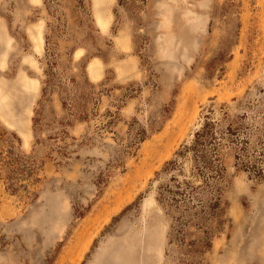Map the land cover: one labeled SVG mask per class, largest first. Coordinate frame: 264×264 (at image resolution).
I'll use <instances>...</instances> for the list:
<instances>
[{
    "label": "rangeland",
    "instance_id": "obj_1",
    "mask_svg": "<svg viewBox=\"0 0 264 264\" xmlns=\"http://www.w3.org/2000/svg\"><path fill=\"white\" fill-rule=\"evenodd\" d=\"M0 44V264H264V0H0Z\"/></svg>",
    "mask_w": 264,
    "mask_h": 264
},
{
    "label": "crops",
    "instance_id": "obj_2",
    "mask_svg": "<svg viewBox=\"0 0 264 264\" xmlns=\"http://www.w3.org/2000/svg\"><path fill=\"white\" fill-rule=\"evenodd\" d=\"M103 10L105 11L107 8ZM6 42L12 44L9 40ZM2 51L7 55V53L10 54L11 48L8 47L7 49L5 47L2 48ZM6 59L5 63L7 62L6 67H8L10 59L8 57ZM97 64L94 68L89 69L88 74L89 76L100 79L103 75L102 64L100 62ZM117 67L119 68V72H121V70L124 71L127 68V62L119 63ZM37 83L35 79L30 78L29 74L24 73V67L21 66V63H19L15 70L10 71V73H7L5 76V87L3 90H5V97L8 101L6 104L7 111L5 121L8 127L21 136H23L21 133H23L28 126L31 103L38 90ZM1 195L5 198L9 197V195H6L4 192Z\"/></svg>",
    "mask_w": 264,
    "mask_h": 264
},
{
    "label": "trees",
    "instance_id": "obj_3",
    "mask_svg": "<svg viewBox=\"0 0 264 264\" xmlns=\"http://www.w3.org/2000/svg\"><path fill=\"white\" fill-rule=\"evenodd\" d=\"M213 124L205 123L202 129L196 134L195 140L193 141V145L188 149V151H192L194 155H196V162L199 165H205L207 167L209 165V161L206 160V152L203 150L206 140L211 135ZM176 164V163H174ZM179 187V186H177Z\"/></svg>",
    "mask_w": 264,
    "mask_h": 264
}]
</instances>
